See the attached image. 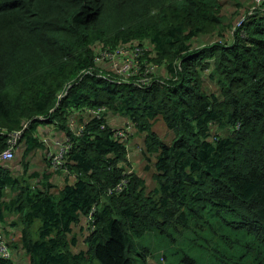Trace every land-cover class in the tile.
Segmentation results:
<instances>
[{"label":"trees","instance_id":"obj_1","mask_svg":"<svg viewBox=\"0 0 264 264\" xmlns=\"http://www.w3.org/2000/svg\"><path fill=\"white\" fill-rule=\"evenodd\" d=\"M259 15L243 21V36L231 44L199 47V36H219L232 24L221 0H0V151L7 133L27 122L20 139L26 170L24 157L42 146L39 117H46L70 137L68 166L77 174L74 185L53 194L1 164L0 226L8 220L17 238H5L28 263L13 253L0 264H148L156 244L166 264H264ZM119 43L150 44L151 58L144 49L131 61L141 64L139 73L149 70L148 87L98 74L110 71L95 63L98 51ZM86 107H106L134 124L144 155L154 157L151 189L135 171L126 173L130 136L95 117L83 133L69 130L68 118ZM157 117L173 132L169 145L152 129ZM123 177L124 189L107 194ZM93 207L87 249L74 252L72 227ZM193 248L206 257L188 255Z\"/></svg>","mask_w":264,"mask_h":264},{"label":"clouds","instance_id":"obj_2","mask_svg":"<svg viewBox=\"0 0 264 264\" xmlns=\"http://www.w3.org/2000/svg\"><path fill=\"white\" fill-rule=\"evenodd\" d=\"M260 12H264V10H260V9L251 10V6L247 7L246 9H244L241 12L238 13V15L235 17V19H233L232 24L228 28L223 29L222 30V33L219 34V36H215L214 35L216 37L214 40H211L209 42L202 43V44H200L198 46L199 47H202V46H205V45L212 44L214 42H219V43H222L224 45L231 44L233 42V38L235 37L236 34H241L243 36V30L241 29L239 31V28H240L241 24L243 23V21H245L249 16H254V17L260 16L259 15ZM241 15H244V18L242 19L241 23H239V25L236 26L235 29L232 31V28L235 26V22L240 19V16ZM223 38H225L226 41H224ZM136 47L137 46L131 45V43L128 44V45H125V46L119 43L114 48L104 49V50L103 49H100L98 51V53H99L98 54V57L95 59V63L96 64H102L103 67L108 68L110 71L109 72L99 71L98 74L101 75L102 77L108 79L109 81H112V82H116V83H123V82H125V83H132L134 86H136L138 88H146V87H148L151 84V82H152V78L149 75V70H146L143 73H139L137 71V68L139 70L141 64L138 67L135 65L134 67L128 69L124 73H118L117 70L114 67V64L122 63L123 61H126L127 64H128L129 60L132 57H135L137 55ZM102 56H104L105 58L102 59ZM108 59H109V61L107 62ZM82 72H84V73H92L93 72V69L88 68L86 70H83ZM70 86H71V83H67L64 86L63 90L60 93H58V95H57L58 100L61 99L63 96H65L67 94V90L69 89ZM99 109H103V111H101L98 115L95 114V112L97 110H99ZM84 110H85L84 112L79 111L80 114H78L76 112V113L72 114L71 116H74L75 119L77 120V122H79V123H81V122H83L85 120L88 123L89 118H94V117L95 118H103L104 121H106V124L109 125L107 123L106 117L109 114H111L112 112H109V110L106 107H98V108H87L86 107V108H84ZM39 118L43 121V123H40L39 125H42V124L47 123L46 122V119H47L46 117L40 116ZM69 118H68V121H69ZM124 118L127 119L126 117H124ZM26 124H27V122H25L22 125V128L21 129H18V130H21V135L18 137V139L16 141V144L14 146L13 157L11 159H9V160H6V161H0V166H1V164H5V163L11 164V162L15 159L16 151L19 150V149H21V146L23 145V142L22 141L20 142V139L22 138L23 129L26 127ZM47 124H50V123H47ZM53 125H55V124H53ZM38 126H37V128H38ZM101 127L103 128V125H101ZM110 127L112 128V130L114 131V133L117 134V135L123 136L124 134H126V137L125 138H128L129 136L131 137L134 134V132L136 133L134 124L132 122H130V121H129V126H124L122 128L121 127H112V126H110ZM68 128H69V130L72 133L76 134L75 132H73L70 129L69 125H68ZM84 128H85V126H84ZM84 128H83V130H84ZM18 130H14V131H18ZM83 130H82L81 133H83ZM14 131H10V132L7 133L8 138H9V134L12 133V132H14ZM41 134L42 135L39 137V141L42 143V149H44L43 156H44L45 162L47 163L48 167L51 170L61 171V173L64 174V175H71L72 174L75 177V179H77V177H76L77 174L73 170H71L69 168V166H68V163H69L68 154H69L70 151L66 154L65 162L60 167H58V168H52L50 162L46 158L47 145H46V143L44 141L45 139H48V140H53V139L63 140V139L68 138L69 139V142L71 143L70 137L67 136L66 133H63V135L60 136L59 138L52 137V136H50L48 134H44V133H41ZM130 137L128 138V144H129ZM7 147H8V139H7ZM7 147L5 149H7ZM71 148H72V143H71ZM71 148H70V150H71ZM128 148H129V145H128ZM4 150H2V151H4ZM2 151H0V152H2ZM127 155H128V153H127ZM16 162H15V164H16ZM11 166H14V165H11ZM132 171L133 170H131V169H127L126 170V173L129 174ZM123 179L126 180V183H127V179L125 177H123L121 180H123ZM119 182H117L116 184H118ZM114 186L109 187L107 189V192L106 193L107 194L119 193V192H111V193H109V189L110 188H113ZM93 210H94V207L92 208V210L90 211V213L87 216L82 217V218L85 219V223H86V226L85 227L82 225V223H80L81 220L79 221L78 224H76V225H74L72 227L71 236H72V234H74L77 237L76 232L74 231V228L77 225H79L80 228H79L78 231H80L83 234L84 241H85V236H87L88 232L93 229V225L92 224H89V223H92V221H93V216H92ZM0 228H1L2 234L4 235V238L7 237L4 234V231H3L2 226H0ZM7 243H8V241H7ZM75 243H76V241L73 244H71V246H70L71 250L74 251V252H76V250L74 248ZM8 246H9V244H8ZM86 246H87V244H86ZM9 249H10V256L8 258L12 257V255H13V251H12L11 246H9ZM148 264H149V260H148Z\"/></svg>","mask_w":264,"mask_h":264},{"label":"rangeland","instance_id":"obj_3","mask_svg":"<svg viewBox=\"0 0 264 264\" xmlns=\"http://www.w3.org/2000/svg\"><path fill=\"white\" fill-rule=\"evenodd\" d=\"M221 3H222V15L225 17V22H227V20L233 21V19H235V17L238 15L239 12L251 6L253 4V0H221ZM215 38L216 37L214 35L199 36L197 39L194 40V45H200L202 43L214 40ZM223 40L226 41L225 38H223ZM146 48H149V50H147ZM144 49L146 50V53H148L147 56L151 57L153 55V49L150 48V44L148 43L144 44L143 47L137 46L136 47L137 54L143 52ZM108 61L109 59L107 60V62ZM126 66H127L126 61H123L121 64L118 65V67L120 68H125ZM159 68H160V74L161 73L165 74L164 67H158L157 73L159 74ZM204 74H207V72H204ZM206 82H208L205 83L206 87H211L209 81ZM106 120L107 123L112 127L122 128L124 126H129L128 119H125L123 116L119 114L111 113L106 117ZM152 129H154L157 132L159 137L166 145L170 144L171 139L173 138V132L166 127L162 118L157 117L155 119V121L152 123ZM140 138L142 139L141 136ZM141 139H137L139 142L134 141V145L129 146L130 149L128 150V155H127L129 166H127L128 167L127 169H131L135 172L141 173V175L145 178L146 187L148 189H151L153 187V186L151 187V185H154V181H153V174L155 173L154 157L146 158L142 154L139 144L142 141ZM142 146H143V142H142ZM22 150H23V145L21 146V149L16 151L15 159L11 162L12 165L15 164V162L18 160L20 154L22 153ZM14 236L15 233L12 234V237ZM157 249H158L157 244L153 245L152 250L154 251L153 252L154 258L153 257L148 258L149 264H166V262L168 263V260L166 259L165 262L161 260L160 258L161 253H159ZM12 251L14 253L15 248H12ZM187 254L195 258L196 260H201L206 257L202 249H196V248L191 249ZM24 262L28 263L27 258L25 259Z\"/></svg>","mask_w":264,"mask_h":264},{"label":"crops","instance_id":"obj_4","mask_svg":"<svg viewBox=\"0 0 264 264\" xmlns=\"http://www.w3.org/2000/svg\"><path fill=\"white\" fill-rule=\"evenodd\" d=\"M38 132L48 134L52 137L59 138L63 135V132L57 130L55 125L52 123L50 124H42L38 126ZM53 133V134H52ZM142 137V136H141ZM137 139H141L140 135L137 134V132L130 137L129 139V146L134 145V141L139 142ZM140 144V150L142 151V154L144 155V144L142 146L143 138L141 139ZM131 146V148H132ZM24 147V146H23ZM130 148H128L129 150ZM44 149H42V146L32 149L25 157L24 161L27 164V169L24 170L21 168V160L22 158H18L16 164H13L14 166H10L9 171L11 174L15 176H22L24 180H26L32 187L39 189L40 191H48L49 193L58 194L65 186L67 185H74L76 183L75 177L71 175H64L61 173V171L57 170H51L47 163L45 162L44 156H43ZM148 157H153L152 155L146 154ZM145 156V155H144ZM146 157V156H145ZM147 158V157H146ZM19 161V162H18ZM155 162V161H154ZM134 169V168H133ZM138 175H140L144 180L145 178L141 175V173L136 172ZM146 184V183H145ZM154 185H151V187ZM14 195V194H13ZM82 225L85 227V219L82 218L81 222ZM4 234L6 235L5 230L9 231V234L6 236L9 238H17L15 235L12 237V234L14 233V229L11 230V227L8 226V220L5 223V225L1 224ZM79 225H77L74 228V231L76 232L77 239L75 243V250L76 252H79L81 250H85L87 248L83 234L78 231ZM20 247V246H19ZM15 255L22 258L23 261H25V256H23V250H15Z\"/></svg>","mask_w":264,"mask_h":264},{"label":"built area","instance_id":"obj_5","mask_svg":"<svg viewBox=\"0 0 264 264\" xmlns=\"http://www.w3.org/2000/svg\"><path fill=\"white\" fill-rule=\"evenodd\" d=\"M264 10V0H253V4L251 5V10ZM244 18V15L240 16V19L235 22V26L232 28V31L235 29L236 26L241 23L242 19ZM231 31V32H232ZM105 58L102 56V59ZM133 58V57H132ZM132 58L129 60L127 66L125 68L118 67L119 64H114L115 69L118 73H124L128 69L134 67L131 63ZM103 109H99L95 112V114H99ZM87 121H83L81 123L77 122L74 116H71L68 121V125L70 129L75 132L77 135L81 134L85 124ZM121 133V132H120ZM21 135V130L14 131L9 134L8 138V147L4 151L0 152V161H6L13 157V150L14 146L16 144V141L18 137ZM47 145L46 150V158L51 164L52 168H58L65 162L66 154L70 151L71 143L69 142V139H63V140H44ZM126 185V180H121L118 184H116L113 188L109 189V193L111 192H120L123 190V188ZM10 256V249L7 243V240L4 238V235L1 232L0 228V257L1 258H8Z\"/></svg>","mask_w":264,"mask_h":264}]
</instances>
